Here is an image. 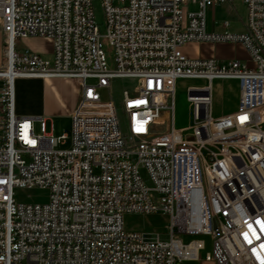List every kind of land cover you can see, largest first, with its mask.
<instances>
[{
	"label": "built area",
	"instance_id": "obj_1",
	"mask_svg": "<svg viewBox=\"0 0 264 264\" xmlns=\"http://www.w3.org/2000/svg\"><path fill=\"white\" fill-rule=\"evenodd\" d=\"M232 1L0 0V264H264V0H240L242 31L226 17L207 30V7ZM35 36L51 40L50 57L15 48ZM188 42L239 43L251 65L187 57ZM17 77L67 80L69 135L16 113ZM181 77L208 80L187 88V135L173 124ZM215 78L238 81L237 109L219 117ZM115 79L137 82L120 106L98 90ZM15 187L48 188L49 199L17 202ZM129 212L167 214L169 238L124 229ZM196 234L210 236L203 257Z\"/></svg>",
	"mask_w": 264,
	"mask_h": 264
},
{
	"label": "rangeland",
	"instance_id": "obj_2",
	"mask_svg": "<svg viewBox=\"0 0 264 264\" xmlns=\"http://www.w3.org/2000/svg\"><path fill=\"white\" fill-rule=\"evenodd\" d=\"M190 9L194 7L189 5ZM95 19L103 31V16L98 5L95 6ZM228 18L232 23V30L242 31L244 27V22L247 17L246 6L240 0H233L231 3L221 4L220 6H209L206 9V22L207 26L211 27L214 20H222L223 18ZM36 37V36H35ZM34 47H38L41 52H47L51 47L52 43L46 41L43 37L36 38ZM24 46V43H20L18 40L15 43V48L20 50ZM197 48L190 47V51H196ZM213 51V49H210ZM221 52L217 55L214 54L216 59L224 58L226 59H236V55H245L246 51L244 48L236 47L233 45H226L220 48ZM215 52V51H214ZM209 57V56H205ZM212 57V56H211ZM193 58V57H192ZM200 58V57H195ZM208 80L203 78H193V77H181L175 82V99H174V127L178 130L186 129L183 135L189 133L188 129L194 124V118L191 106L187 100V88L190 86L200 87L205 85ZM136 81L130 79H115L109 85V87L99 88V93L102 99L112 98L118 106H120V101L122 98L123 90H130ZM238 89V84H235L232 79H221L215 78L211 81V116L219 117L227 114L230 110L237 109V105L233 108V103L236 101L235 91ZM76 101H77V94ZM76 104V102H75ZM121 127L126 130V119L124 113L120 112ZM45 130L51 132L54 136H60L64 133L70 134V118L67 116L54 117L46 122ZM35 131L40 132L39 123L35 122ZM69 146V140L64 145H58L56 148H65ZM14 198L17 202L21 203H45L49 199V189L41 187L24 188L15 187L14 188ZM168 215L157 212V213H139V212H129L123 214V225L126 230H133L145 235H155L160 234L161 240H167L169 238L168 233ZM194 237L200 238L205 243V249L201 251L200 256L203 257L205 252L210 249V236L203 234H196ZM190 236L184 235V239H189ZM185 264H212L204 261L186 260Z\"/></svg>",
	"mask_w": 264,
	"mask_h": 264
},
{
	"label": "crops",
	"instance_id": "obj_3",
	"mask_svg": "<svg viewBox=\"0 0 264 264\" xmlns=\"http://www.w3.org/2000/svg\"><path fill=\"white\" fill-rule=\"evenodd\" d=\"M220 6V5H216ZM217 20V19H216ZM215 21V20H214ZM209 31H220L222 27L216 26L214 23L211 27L207 26ZM5 33L0 27V67L3 65L5 60ZM36 38L38 37H26L19 39L20 43H24L21 50H31L37 52L45 57L51 56V49L47 52H41L38 47H34L33 44L37 43ZM49 41L50 39H45ZM233 45L236 47L244 48L239 43H211V42H188L181 48L182 52L190 58H210L217 55L222 46ZM190 47L197 48L196 51H190ZM213 49V51H210ZM245 50V49H244ZM215 51V52H214ZM209 56V57H205ZM215 58V57H214ZM221 60L224 58H220ZM236 59L251 65L250 59L247 52L245 55H236ZM235 84H238L236 79H232ZM3 86V80L0 78V91ZM14 93H15V111L19 115L27 116H43L48 120L54 117L67 116L70 118V112L75 106L76 96L74 90H71L68 86L67 80L62 77H49V78H32V77H17L14 80ZM236 101L233 103L238 106V89L235 91ZM1 107V101H0ZM233 110H230L231 112ZM228 112V113H229ZM2 126L0 123V135L2 134ZM206 262V261H204ZM211 263V262H209ZM185 264V262H182Z\"/></svg>",
	"mask_w": 264,
	"mask_h": 264
},
{
	"label": "bare ground",
	"instance_id": "obj_4",
	"mask_svg": "<svg viewBox=\"0 0 264 264\" xmlns=\"http://www.w3.org/2000/svg\"><path fill=\"white\" fill-rule=\"evenodd\" d=\"M5 74H6L7 76H10V77L12 76V73H11V72H8V71L5 72ZM13 87H14V82H13Z\"/></svg>",
	"mask_w": 264,
	"mask_h": 264
}]
</instances>
